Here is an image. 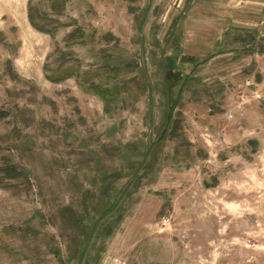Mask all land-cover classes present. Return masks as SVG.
<instances>
[{
    "label": "rangeland",
    "instance_id": "374dc122",
    "mask_svg": "<svg viewBox=\"0 0 264 264\" xmlns=\"http://www.w3.org/2000/svg\"><path fill=\"white\" fill-rule=\"evenodd\" d=\"M0 264H264V0H0Z\"/></svg>",
    "mask_w": 264,
    "mask_h": 264
},
{
    "label": "trees",
    "instance_id": "16d2710c",
    "mask_svg": "<svg viewBox=\"0 0 264 264\" xmlns=\"http://www.w3.org/2000/svg\"><path fill=\"white\" fill-rule=\"evenodd\" d=\"M14 166H9L8 168V170L10 171V172H13V171H15V169L13 168Z\"/></svg>",
    "mask_w": 264,
    "mask_h": 264
}]
</instances>
